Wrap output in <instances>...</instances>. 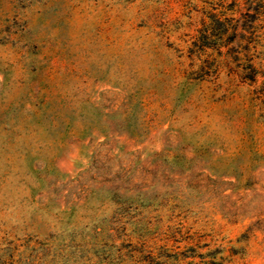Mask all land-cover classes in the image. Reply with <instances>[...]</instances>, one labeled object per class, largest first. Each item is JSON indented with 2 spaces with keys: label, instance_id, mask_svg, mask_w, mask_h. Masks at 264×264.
<instances>
[{
  "label": "rangeland",
  "instance_id": "1",
  "mask_svg": "<svg viewBox=\"0 0 264 264\" xmlns=\"http://www.w3.org/2000/svg\"><path fill=\"white\" fill-rule=\"evenodd\" d=\"M264 264V0H0V264Z\"/></svg>",
  "mask_w": 264,
  "mask_h": 264
},
{
  "label": "trees",
  "instance_id": "2",
  "mask_svg": "<svg viewBox=\"0 0 264 264\" xmlns=\"http://www.w3.org/2000/svg\"><path fill=\"white\" fill-rule=\"evenodd\" d=\"M206 264H221L220 262H215V261H209Z\"/></svg>",
  "mask_w": 264,
  "mask_h": 264
}]
</instances>
